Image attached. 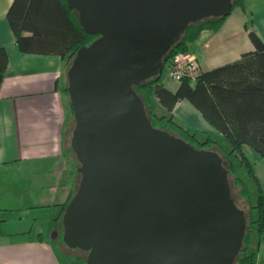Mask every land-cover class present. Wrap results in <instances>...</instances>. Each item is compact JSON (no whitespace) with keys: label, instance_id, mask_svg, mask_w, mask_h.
Segmentation results:
<instances>
[{"label":"water","instance_id":"1","mask_svg":"<svg viewBox=\"0 0 264 264\" xmlns=\"http://www.w3.org/2000/svg\"><path fill=\"white\" fill-rule=\"evenodd\" d=\"M98 38L68 71L80 163L63 242L87 264H234L247 230L229 171L153 126L135 90L164 71L190 24L226 17L234 0H66Z\"/></svg>","mask_w":264,"mask_h":264},{"label":"crops","instance_id":"2","mask_svg":"<svg viewBox=\"0 0 264 264\" xmlns=\"http://www.w3.org/2000/svg\"><path fill=\"white\" fill-rule=\"evenodd\" d=\"M14 2L0 0V48L9 54L0 89V264H63L58 228L77 185L66 153L75 128L70 67L61 56L19 50L8 19ZM247 9L234 8L218 32H205L191 45L204 72L256 50L249 23L264 41V0H247ZM180 85L165 84L174 92ZM173 114L200 135L222 137L188 100Z\"/></svg>","mask_w":264,"mask_h":264},{"label":"trees","instance_id":"3","mask_svg":"<svg viewBox=\"0 0 264 264\" xmlns=\"http://www.w3.org/2000/svg\"><path fill=\"white\" fill-rule=\"evenodd\" d=\"M237 7L249 14L247 0H234V8ZM228 17H212L190 24L166 55L163 73L134 88L143 99L154 127L184 139L198 150L218 152L229 171L230 184L234 177L236 184L243 189V196L249 200L250 191L241 173L247 171L255 178L259 189L258 203L254 206L250 202L249 215L242 209L246 214L247 230L234 264H256L257 253L253 249L252 237L254 233L259 237L264 233V192L244 147H250L264 159V41L249 23L247 28L256 47L254 52L244 54L237 62L204 72L195 85L184 80L175 92L163 82V75L175 57L181 52H189L191 45L203 33L218 32ZM8 19L22 53L61 56L69 67L77 52L98 38L82 28L77 11L69 8L66 0H15ZM8 65L9 54L0 48V89ZM183 100L191 102L205 121L230 143V150L212 136L200 135L175 119L173 112ZM66 153L70 158L72 176L80 175V166L75 165H80L76 156L74 163L71 161L70 155H75L71 145L66 148ZM78 188V185L73 188L70 200L63 209L58 228L62 232L59 239L63 244V217ZM76 260L87 264V258Z\"/></svg>","mask_w":264,"mask_h":264},{"label":"rangeland","instance_id":"4","mask_svg":"<svg viewBox=\"0 0 264 264\" xmlns=\"http://www.w3.org/2000/svg\"><path fill=\"white\" fill-rule=\"evenodd\" d=\"M65 82V81H64ZM163 82L171 88H176L177 85L181 84L178 81L172 80L168 72L166 71L163 75ZM214 139L220 141L225 149L230 150L231 145L230 143L219 136H212ZM71 138L72 136L67 140L66 142V148H68L71 145ZM244 151L246 152L247 156L249 157L251 163L254 165V172L255 175L258 178L259 184L263 189L264 192V159H262L255 151H253L250 147L245 146ZM71 161L74 163L75 155L71 154ZM77 167L80 165L78 163H75ZM242 178L247 184V187L250 191V200L248 198H245L243 196V189L238 186L235 182L234 177L231 178V185H232V196L235 201V203L241 208L247 211V214H250V202L252 205H256L258 203L259 198V189L257 182L255 181V178L251 176L247 171H244L241 173ZM81 176L78 174L76 175V184L79 186ZM58 232V231H57ZM56 233V232H55ZM62 233L61 230H59V234ZM56 237V236H53ZM253 249L257 253V263L256 264H264V233L262 236H257L256 233L253 234ZM50 240L57 241L54 238L49 236ZM60 252L59 256L62 259L63 264H82L79 261L76 260V258L80 259H86L87 253L79 250V249H70L65 244L62 243V241L59 239L58 241Z\"/></svg>","mask_w":264,"mask_h":264},{"label":"built area","instance_id":"5","mask_svg":"<svg viewBox=\"0 0 264 264\" xmlns=\"http://www.w3.org/2000/svg\"><path fill=\"white\" fill-rule=\"evenodd\" d=\"M169 77L178 82L189 80L195 85L204 74L197 55L191 51L179 53L167 70Z\"/></svg>","mask_w":264,"mask_h":264}]
</instances>
